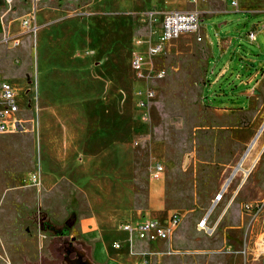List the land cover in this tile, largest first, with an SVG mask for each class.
I'll return each instance as SVG.
<instances>
[{
  "label": "rangeland",
  "instance_id": "374dc122",
  "mask_svg": "<svg viewBox=\"0 0 264 264\" xmlns=\"http://www.w3.org/2000/svg\"><path fill=\"white\" fill-rule=\"evenodd\" d=\"M191 1L11 0L0 9L21 122L20 131L0 135V264H56L57 238H73L90 259L80 239L88 219L107 249L103 261L109 253L135 264L140 247L110 248L123 241L119 225L171 213L180 224L149 249L156 255L146 254V264H264V34L256 44L244 38L264 22V0H237L243 12L225 16L233 38L226 58L235 63L240 55L251 62L247 72L259 71L245 100L226 89H243L229 76L215 87L224 96L207 95L217 50L193 34L166 43L142 78L130 67L132 55L145 52L136 41L166 10ZM28 15L31 30L20 27ZM203 26L211 38L206 19ZM156 70L162 79L153 78ZM146 92L152 98L144 102ZM220 191L218 208L228 209L213 233L198 232Z\"/></svg>",
  "mask_w": 264,
  "mask_h": 264
},
{
  "label": "built area",
  "instance_id": "2783aa9c",
  "mask_svg": "<svg viewBox=\"0 0 264 264\" xmlns=\"http://www.w3.org/2000/svg\"><path fill=\"white\" fill-rule=\"evenodd\" d=\"M221 4L227 5L233 9L237 7V0H218ZM11 0H4V8L9 6ZM6 6V7H5ZM34 17L27 16L20 21V27L31 30L33 27ZM200 17L194 11H169L161 15L159 26L151 31L145 41H136L137 45L144 46L145 52L142 56L139 53L132 55L130 67L138 78L143 77L145 67L146 71H152V60L157 57L163 50L166 43L178 39L185 34L195 35V40L200 42L199 37ZM264 33V26L257 25L244 34L245 40L249 44H256L257 34ZM15 44V43H14ZM164 72L161 70L154 71L155 80L162 79ZM144 102L152 98L151 92L140 93ZM19 113V101L16 92L8 82L0 77V135L15 132L21 122L17 119ZM162 167L156 165L153 175L157 177ZM222 192H218L213 199V203H219L222 198ZM207 216H204L196 225L197 229L206 234H211L215 226L206 225ZM180 219L176 213H171L164 223L154 219H141L134 223L124 222L118 227L120 233L125 235L126 242L129 245L132 241L141 243L167 242L171 239L174 231L178 227ZM119 241H113L110 245L112 250L119 251L122 249ZM146 254H141L144 257ZM145 260L137 264H146Z\"/></svg>",
  "mask_w": 264,
  "mask_h": 264
},
{
  "label": "crops",
  "instance_id": "0c3cea01",
  "mask_svg": "<svg viewBox=\"0 0 264 264\" xmlns=\"http://www.w3.org/2000/svg\"><path fill=\"white\" fill-rule=\"evenodd\" d=\"M165 2H166V4H168L169 2H171V0H165ZM179 8H182L180 11L197 12L199 17H200V21H201V19H206L208 21L207 28H210V30H211V34H212L211 38H210V36L205 35L203 33L206 30L205 26H203L202 28L199 27V34H198L201 41L206 39V41H208L211 44L212 52L217 50L216 58H215L216 63L214 65H212L210 68V75H212V80L209 81V87L207 88V95L209 97H211L212 99L215 97H218V96H224L221 87H218L217 90H215V87L217 86L218 82L222 78H224L225 76H229V79L231 80V82L232 81L235 82L236 80H238V83L236 85H238L239 87H242L243 89H241L239 92H235L234 88L228 89V88H230V85H228L226 87V89L231 90V93L234 94L235 96H236V94H239L238 96H239L240 100H245V97L247 96V94L250 91V88H247V85H249L251 83L253 77L258 75L259 71L254 70V71H252V73L247 72V70L249 69L247 64L251 63V62L245 61V59H243V57H241L240 55L237 57V59H239V62L235 61V63L230 60L231 55L229 56L228 59L226 58L227 57L226 55L228 53H230V51L232 53L233 38L231 36H229L230 31H229L228 26L231 23V21L229 19L225 18L226 15H229L232 13H237V12H243V11L233 9L227 5H223L218 0H192L191 2L187 3L186 5L180 6ZM169 11H178V10H177V8L172 9V10H168V11L166 10V12H169ZM257 14H259V13H257ZM257 25L264 26V22H257L255 24H252L251 28H255V27H257ZM8 32H9V30H7V28L4 26L2 20H0V36L6 35V34H8ZM262 34H264V33H262ZM11 56H12V52H10V51L8 52L4 47L0 46V77L3 80H5L6 82H8L12 87V86H16L18 84L19 78L13 72V69L11 68V66L9 64V60H10ZM221 61H222V63H221ZM217 65H220V66L218 67ZM237 69H241V72L242 73L244 72L243 73L244 75H242V73L239 72ZM262 74H264V73H262ZM14 91H15V89H14ZM226 181H227V178L223 182V189L225 188ZM218 206H219V203L214 204L213 202H211V205L209 206L210 208H209L208 212L205 213L198 220V222H199L204 216H207L206 225L208 227L215 226L211 233L214 232V230L216 229L217 224L219 223L220 219L223 217L226 210L228 209V207H227L226 209L223 208L221 210L220 208H218ZM214 209H216L218 211V213L211 217V212ZM167 217L164 220H161L158 222L164 223L166 221ZM134 222H136V221H134ZM134 222H131V223H134ZM197 223H196V225H197ZM93 224H94V227H93ZM96 224H97L96 220H93V219H88V220L83 221L81 223V226L85 225V228L81 227L82 230H81L80 239L84 240L90 246V261L93 264H120L119 262H117L114 259V257L108 256V254H109L108 252H107L108 254H106L108 259L105 261L102 260V257H103L102 251L107 250V249H106L105 245H102L104 241L102 242V240H99L100 234L97 232ZM87 226H89V228H87ZM196 229H197V227H196ZM197 231L201 232L198 229H197ZM120 234L122 235V238H123V241H119L121 244H123L121 250L129 249L132 251L136 247H140L141 250L143 251V252H139L137 254V255H139V257L135 261V264L139 263L142 260H145L147 262V259L144 258L145 256L142 257L141 254L145 253V254L151 255V256L156 255L154 252L153 253L150 252L149 249L153 248L152 250L154 251L156 247L166 243V242H155V243L148 244V243H141L138 241H132L128 245L126 242L125 235H123L122 233H120ZM113 241H118V240H113ZM113 241H111V243ZM111 243H110V245H111ZM149 259L150 258H148V260ZM234 263L235 262H233V264Z\"/></svg>",
  "mask_w": 264,
  "mask_h": 264
},
{
  "label": "flooded vegetation",
  "instance_id": "af4514ba",
  "mask_svg": "<svg viewBox=\"0 0 264 264\" xmlns=\"http://www.w3.org/2000/svg\"><path fill=\"white\" fill-rule=\"evenodd\" d=\"M78 255L80 256L78 264H82L86 259L90 260L87 252L75 240L67 241L63 239L59 254L56 256L58 259L56 264H74L72 261L76 260Z\"/></svg>",
  "mask_w": 264,
  "mask_h": 264
},
{
  "label": "bare ground",
  "instance_id": "6f19581e",
  "mask_svg": "<svg viewBox=\"0 0 264 264\" xmlns=\"http://www.w3.org/2000/svg\"><path fill=\"white\" fill-rule=\"evenodd\" d=\"M261 132V131H260ZM259 132V133H260ZM260 135V134H259ZM259 135L253 140V142L250 144V146H249V149H250V151H251V149H253V147H254V145H255V143H256V141H257V139H258V137H259ZM248 154V153H247ZM247 156V155H246ZM245 159H246V157H244L242 160H241V162H240V164H239V166L234 170V172L231 174V177L226 181V184H225V187H227L230 183H231V180L235 177V175H236V173L238 172V171H242V164H243V162H245ZM245 173H248V171H244ZM249 174V173H248Z\"/></svg>",
  "mask_w": 264,
  "mask_h": 264
},
{
  "label": "trees",
  "instance_id": "16d2710c",
  "mask_svg": "<svg viewBox=\"0 0 264 264\" xmlns=\"http://www.w3.org/2000/svg\"><path fill=\"white\" fill-rule=\"evenodd\" d=\"M55 233H57L58 235H62L63 234L61 229L57 230V231L55 230ZM62 240L63 239L57 238L56 240L53 241V246H52L51 251H52V254H54L55 256H57L59 254V248L61 246V241Z\"/></svg>",
  "mask_w": 264,
  "mask_h": 264
},
{
  "label": "water",
  "instance_id": "95a60500",
  "mask_svg": "<svg viewBox=\"0 0 264 264\" xmlns=\"http://www.w3.org/2000/svg\"><path fill=\"white\" fill-rule=\"evenodd\" d=\"M4 7V0H0V9H2ZM18 131H20V127L17 128ZM74 240L73 238H71L69 241ZM80 259V256H77L76 260H73L72 262L74 264H78V260ZM82 264H93L90 260L86 259L85 261L82 262Z\"/></svg>",
  "mask_w": 264,
  "mask_h": 264
}]
</instances>
